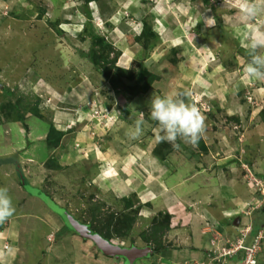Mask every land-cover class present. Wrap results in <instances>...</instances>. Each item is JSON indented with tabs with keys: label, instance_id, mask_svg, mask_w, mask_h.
I'll return each instance as SVG.
<instances>
[{
	"label": "crops",
	"instance_id": "1",
	"mask_svg": "<svg viewBox=\"0 0 264 264\" xmlns=\"http://www.w3.org/2000/svg\"><path fill=\"white\" fill-rule=\"evenodd\" d=\"M64 3L65 1H62L63 14L76 12L78 8L75 6L76 4L73 3L72 6L76 7L73 10L72 6H64ZM218 4L217 9L223 12L221 18L216 15L214 8L205 7L202 0H130L124 7L127 15L115 11L105 13L102 10L99 13V7L104 8V6H99L100 4L97 6L95 1L90 2L86 8L92 18L94 33H98L97 35L103 37L114 49L120 51L116 60V67L136 72L137 64H141L157 77L146 93L138 94L130 100L124 99L123 102L126 104L127 111H118L117 116L119 115L120 119L118 120L120 121L117 118L115 119L116 114L113 115L111 120L114 122V124L112 122V125L115 127L112 126L109 130H112V132L116 130L117 135H121L123 132L128 133L134 121L142 116L144 121L149 122L152 126L146 132L150 136L144 135L145 138L147 137L146 140L150 139L149 147L143 146V149H145L144 151L147 148L153 149L156 145L152 144L156 124L150 119L148 102L151 96L168 93V90L160 91V87L190 92L188 102L195 104L206 118V128L200 143H198L199 146L183 147L182 141L178 140L177 143L181 148L171 151V155L164 161L158 160L151 152L149 159L156 158L160 168H166L162 178H166L167 183L163 182L161 185L162 181L158 182L155 178L147 180V191L144 189V195L147 196H144V200L141 198L142 202L150 201L151 199L145 198L148 197L146 193L158 192L164 207L171 214L173 223L171 228L181 226L183 229H188L190 239L187 244L186 241L183 243L185 247L167 249L159 256L151 258L148 255L141 258L144 260H141L139 264H195L208 262V254L212 248L210 240L214 235L213 232H210V228L215 222L219 223V231L223 235H228V233L238 235V226L222 225L221 217L229 218V215L225 216V214H229L227 212H231L233 222L239 220L240 227L245 223V220L250 219L252 226L251 233L246 240L247 243H249L255 232L261 231L264 233L263 215L262 218L256 216L257 218L252 219L251 216H243L241 213L243 210L241 204L252 197V191L249 190L247 183V170L255 173V177L259 179L264 175V148H262L264 147V121L260 115V112L264 111V81H257L258 83L256 82L254 87L250 86L248 93L251 101L248 100L249 96L244 93V87H240V82L242 80L244 82L249 78L246 74L245 77L241 78L235 70L236 68L240 69V67L243 70L244 62L240 63V61L241 59L244 61L246 57L244 55L245 39L242 28L247 26L240 22L237 13L230 16L225 14L227 11L231 12L233 10L228 8V3L219 2ZM46 10L54 9L48 7ZM83 11L77 10L84 18L83 23L81 21L78 23V25H81L78 31L86 21ZM147 15L152 17L151 32L153 36L150 37L147 47H144V39L139 40V37L143 29V19ZM75 18L79 19V16H75ZM97 20L102 22L101 33L97 31L99 27L96 26V28L94 25ZM215 22L217 23L215 24ZM70 23L72 22L70 20L66 21V18L64 21L56 22L55 28L60 31L58 34L61 37H68L66 36L68 27L65 26H71ZM219 25L229 31L230 39H222L220 29H218ZM82 32L83 29L77 34ZM145 41L147 42L146 39ZM49 44L50 49H52V42H49ZM227 44L236 48V52L232 53V59L230 58L236 64L234 67H231L233 64L228 67V63L222 62L221 58L215 60L218 56L219 47H226ZM32 47L33 51L39 49L34 43ZM173 49L176 52H172ZM85 51L87 50H84L81 54H79V51L72 52L71 47L65 44L64 47L55 50V53L52 54V56L54 55L59 59L57 65L59 67L57 71L59 77L40 81L37 93L45 98L37 106L38 114L35 117L33 115L25 119V123L29 127L28 139L24 138L18 120L9 117V121H3L5 120L4 114L0 117V181L2 178H8L7 187L13 195L14 205L19 209L21 208L23 212L20 214L15 213L9 218L8 222H4L3 226L0 227V264H19L22 261V256L19 257L17 251L20 248L19 240L20 236L24 234V228L29 229L26 231L27 233L36 232L37 229L33 230L32 228H37L35 225L40 223L42 227L39 229H49L47 224L43 225L39 222L43 221V217L46 220L51 218L46 206H44L47 205L46 202L39 196L40 193H36V196L27 193L28 191L25 189L27 186L36 187L38 192H42L39 188L41 174L55 172L53 174L57 175L59 169H56V163L60 167L75 164L82 160L81 156H84L82 153H86L88 159H95L103 174H106L105 171H111L113 176H118L120 173L117 172L122 171L124 168L123 166H108L111 165L112 161H118L115 160L118 153L114 152L115 154H113L110 147L109 149L105 147L106 151L102 150L101 153L96 152L94 141L92 142L88 137H80L81 128L88 119L86 117L89 108L84 109L85 104L81 107V115H87L83 118L79 116L78 105L81 101L92 99L90 96L93 94L89 90L92 88H89V85H91L90 81L93 80V74L99 77V79L95 78L93 80V84L100 82L101 87L112 93L110 97L108 96V100H113V92L109 87V83L106 80H101L102 76L85 56ZM220 56L222 57V54ZM4 64L7 65L5 61ZM4 69L6 68L4 67ZM74 75L77 76L75 78L77 82L75 83L72 81ZM89 76H91V80H89ZM35 84L37 82L32 83V85ZM0 87H2L1 84ZM77 88H80V90L75 92ZM16 89L18 93L16 92L15 98L18 97L19 92H23L19 88ZM25 89L29 91L27 86ZM8 94L9 100L13 102L15 98L12 99L10 92ZM118 98L119 103H121L120 98L122 97L118 96ZM92 101L94 100L92 99ZM26 103L30 107L32 106L30 101H26ZM200 104L208 105L209 110L202 111L199 107ZM74 106H76V109ZM108 107L112 111L115 110L113 106ZM96 110L101 109L96 108ZM219 117L224 120L228 118L230 125L222 128L218 127ZM34 118H37L43 124H40ZM45 118H47V121ZM50 125L56 131L63 133L57 146L50 147L45 141ZM151 128L153 129L151 130ZM13 129L15 130L13 131ZM73 133L76 137L62 144L66 135ZM17 134V138L12 140V137L15 138ZM234 134L237 140L231 136ZM144 136L135 142L140 143ZM102 137H107V135L104 134ZM126 139L128 138L126 137ZM223 143H225V146H223ZM133 148L134 145L130 148L131 151H123L119 155H123L122 158L131 162L135 159V156L132 155L135 153ZM108 150H111L109 155L103 156L102 153H106ZM87 155L85 156L87 157ZM51 157L53 161L46 164L47 159ZM5 167H7L6 170ZM174 168L176 170H173ZM257 171L261 174H257ZM122 173L123 176L119 177H121L122 182L126 183L125 188L134 192L142 190L140 186H134L131 181L128 183L130 178L127 177L126 171ZM97 176L105 177L102 174ZM151 184L152 187H150ZM182 185L185 186V189L181 188ZM225 203H230L233 208L229 209L221 206ZM241 216H243V222ZM24 218L31 220V222L27 223L29 220L24 222ZM254 220L260 224L258 228L254 227ZM25 224H29V227H25ZM34 232L31 234L37 235L38 231ZM49 236L46 234V240ZM138 247L143 248V246ZM40 258L42 256L37 260ZM113 258L117 259L116 262L113 261V264H118L120 261H122L121 264L125 263L123 257ZM37 260L30 263L26 260L21 264H37ZM135 262L134 264H136ZM98 263L110 264L108 260L103 259Z\"/></svg>",
	"mask_w": 264,
	"mask_h": 264
},
{
	"label": "rangeland",
	"instance_id": "2",
	"mask_svg": "<svg viewBox=\"0 0 264 264\" xmlns=\"http://www.w3.org/2000/svg\"><path fill=\"white\" fill-rule=\"evenodd\" d=\"M62 1H65L64 6L71 7L74 3L76 4L75 6L78 7L77 10L79 11L83 10L84 3L81 2L80 0L78 1L0 0V84L2 85V87H0V99H1L0 117L2 116V114H4L3 116L5 120L3 121H9V117H11L8 111H11L12 109L7 104L9 101L8 99L9 94L7 93L9 92L11 93L12 99L15 98L16 92L18 93L16 88L23 90V92L22 93L19 92L18 97L14 99V101H16L17 99L18 101L20 100L19 104L21 105L23 104L24 106H26L25 105L26 101H30L32 106L34 104H37L38 106L41 100L45 98L44 96H39L37 93V91L39 90L38 87L40 85V81L59 77V75L57 74V71L59 69V67H57L59 63V59H57V57L54 55L52 56V54L55 53V50L57 51L59 48L64 47L65 44L71 47L72 52L79 51V54L84 52V50L88 51L90 49V38H86L88 37L86 33L82 32L80 34H77L80 28V24L78 25V23L80 21L81 23H83L84 21L82 14L80 15V13H78L77 10L76 12L72 11V14H67V13L63 14L62 12L63 9H61ZM129 1L130 0H99L98 2L96 1V4L97 6L98 4H100L99 6L101 5L104 6V8L99 7L100 8L99 13L102 10L105 13H109V12L113 13L115 11L127 15L126 14L127 12L124 11L125 10L124 7L125 4L127 5V3H129ZM219 2L220 3L226 2L228 3L229 6L228 8L233 9L231 10V12L227 11V13H225L227 16L236 13L233 7L235 4V0H208V1L202 0V4H204L205 7L210 9L214 8L216 15L219 18H221V14L223 12L217 9ZM34 6L36 7L38 6L39 8L45 7L46 9H48V7H51L54 10H50V11L45 10L47 12H45L43 16L39 17L38 10ZM76 7H73V10H75ZM75 16H79V19H76ZM65 18L66 21L70 20L72 22L70 23L71 26L68 25L65 26L68 27L67 29L68 33L66 32L67 34L66 36H68L67 38L65 36H64L65 38L61 37L55 29L56 22L64 21ZM230 18L232 19V17ZM237 18L240 19L238 16ZM98 21L99 20H97V22ZM97 22H95L94 24L95 27L98 24ZM99 23L100 24L98 26L99 28L97 29V31L101 33L102 22L99 21ZM216 23L217 22H215V24ZM73 27L74 29H72ZM83 30H84V26H83ZM219 32L220 35L223 37L222 38L223 40L230 39L229 31H226L225 29L222 28ZM33 39L35 40L33 41ZM14 41H16L15 44ZM49 42H52L53 44L52 49H50L49 47L50 46ZM33 43L39 47L38 50H35V56L32 50ZM84 43H86L87 45ZM217 50L216 52H218ZM87 51H85V53ZM234 51L236 52V48L232 47L231 45L230 46L228 45L226 47L224 46L219 47L218 56H216L215 60H219L217 58H221L222 62L224 61L225 63H228V67H230V65L232 64L233 66L231 67H234L236 64H234V62H232L231 60L233 56L232 53ZM221 54L222 57L220 56ZM4 61L6 62L7 65L4 64ZM241 62L245 63V60L243 61V59H241L240 63ZM4 67L6 69H4ZM235 70H237L236 74L240 75L241 78L245 77V74L241 67L240 69L236 68ZM238 72L240 73L238 74ZM76 77H77L76 75L72 76L73 83L77 82V79H75ZM92 77L93 80L95 78L99 79V77H96L94 74L92 75ZM89 80H91V76H89ZM93 80L90 81L91 85H89V88L92 89L94 88V89L93 90L89 89V90H91L90 92L93 94L90 97L94 101H92V99H90L89 96H87V98L89 99L84 98L87 100L81 101L78 105L79 116L84 118L85 116L88 115L86 117L88 119H86L87 121H85V125L81 128L80 137H88L92 142L94 141L95 144L94 149L96 150V152L101 153L102 150L106 151L105 147H107L108 149L110 147V149H112L113 151V154L118 153L117 158L115 160H118L119 162L112 161L111 165L108 166L109 167L123 166L124 168L122 171L117 172L120 173V175L118 176H113L111 171H105L106 174L105 173L103 174L98 167L97 161L93 158L88 159L89 158L88 155L86 153H82L84 154V156H81L82 160L76 162L75 164L73 163L72 165L61 166L59 168L57 175L53 174L55 172H47L45 174H41L42 176L40 179L39 188L45 194H48L49 197L52 198L50 199L58 207L66 210L74 218H79L80 220L86 221L87 223L95 224L98 222L99 224L101 223V220L104 219L107 215L108 216L111 214L116 215L123 211V203H122L123 198L132 197L131 194H134L136 197L135 198L132 197L134 198L133 200L136 202V200L138 199L141 203L142 202L141 200L142 199L144 200V196H147L144 195V189L146 190L148 188V184L146 183L147 180H152L153 178H155L158 182L162 181L161 185L163 184V182L165 184L167 182H166V178L164 179L162 178L163 174L166 172V168L165 169L160 168V164L158 163V160L156 158L153 159L152 157L153 161L151 158L149 159V157L151 156L150 155L151 152H153L154 149L157 150L159 149L160 142L156 140V135H157L156 128H154L155 136L154 139L152 140L153 141L152 144L153 145L156 144V145L153 149L147 148L146 151H144L145 149H143V146L149 147L148 144L150 142V139L146 140L147 137L145 138L144 135L150 136L148 135V133H146L149 127L151 126L149 122H145L143 126L144 132L142 136L144 137L140 140V143L135 142L136 140L129 139L127 132H123L121 133V135H117L116 130L113 129L114 130L113 132L112 130H109L110 127L112 126L113 128L115 127L114 125H112L113 121L111 120L113 118V115L116 114L115 119L116 118L117 120L120 119V117H118L119 115L117 116V113L119 114L118 111L120 110V107L125 103L124 102L123 104L119 103V98L117 95L114 94L113 90H112L113 100L111 101L108 100V96L110 97V94L112 93H110L109 90L107 91V89H105L104 87H101L102 85L100 82H98L97 84H93ZM101 80H104V78H102ZM34 82L35 83L37 82V84L32 85V83ZM130 82L133 81H128L127 83L130 84ZM256 82L257 81L249 80V79H247L244 82L242 80V82H240V87L242 88L244 87L243 89L244 93H246L249 96L250 94L248 92L250 90V86L254 87ZM47 85L50 84L47 83ZM26 86L29 88V91L28 89H25ZM109 87L111 86L109 85ZM78 90H80V88H77L75 92H77ZM166 90H168L167 91L168 93L175 92V90H169L168 88L160 87V91H166ZM95 94L99 96H96ZM94 95L95 97H93ZM248 100L251 101L250 96L248 97ZM84 104L86 105L84 109L89 108V110L87 111V115L85 116L84 114L81 115V107ZM108 106H113L115 112L112 111V109ZM31 107L30 105H28L27 108H31ZM74 107L76 109V106ZM19 108H20L19 114L22 115L23 118L25 119L28 116L34 115L35 117L36 115L30 109L27 110L22 109L23 108L22 106H20ZM96 108L97 109L100 108L101 110H98L99 111L98 112ZM14 116L17 115L14 114ZM219 118H220L219 121H217L218 127L222 128L223 126L230 125L228 122V118L227 120H224L222 117ZM34 119L38 121L40 124H43L37 118ZM45 120L47 121V118H45ZM21 129L24 138L28 139V135H26V132L23 129V127H21ZM152 129L153 128H151V130ZM14 130L15 129H13V131ZM104 134L107 135V137H102V135ZM17 136L18 134L15 136V138L12 137V140L13 139L15 140ZM231 136H233L234 139L237 140L235 134ZM75 137L76 136L74 135V133L66 135V137L63 139L62 144H64V142H67L71 138L73 139ZM126 137L128 139H126ZM182 144L183 147L190 146L185 144L184 142H182ZM223 144H224L223 146H225V143ZM133 145H134L133 151L136 154L135 153L132 154V152L130 153L133 156H135V159L132 160L131 162L130 161L128 162V160L126 161L125 158H122L123 155L121 156L119 154H121L123 151H127V150L131 151L130 148H132ZM110 151L108 150L106 153H102V155L106 157L107 154L109 155ZM85 155H87V157ZM52 161H53L52 157L48 158L46 164H49ZM6 169L7 167H5V170ZM173 170H176V168H174ZM124 171L127 172V177L130 178V180H128V183L131 181V183L134 184V186L136 185L138 187L140 186V188H142L140 192H134L131 191V189L125 188L126 183L122 182L121 177H119V176H123L122 172ZM98 174L105 175V177L97 176ZM254 174L255 173H253V175ZM257 174H261V172L257 171ZM260 178L261 180L263 178L262 185L264 187V175L263 177ZM7 179L8 178L6 177L2 178V180L0 181V187H6L9 190V188L7 187V183H8ZM150 187H152V184ZM181 188L185 189V186L182 185ZM25 189L28 191L26 192L29 194L36 195V193H40L36 190V187L31 188L27 186ZM249 190L252 191L253 189L249 186ZM146 194H148V197L145 198L151 200L142 202L143 204L141 203V207H139L138 213L136 215L137 218L135 220V223L131 226V228L128 229L125 235L122 236L113 235L111 237L112 240L111 242L124 247H131V246L148 247V245H145V242L142 240V233L150 227L152 223V218L155 215H157L158 212L165 211L170 215L169 227L170 229H172L169 233L165 235L164 237L165 241H170L167 239V237L170 236V239L172 240L170 242L174 244H183L185 241L187 244L188 240L190 239V235L188 236V234H190V231H188V229H183L181 226L179 228H176V226L171 228L173 224L171 220V214L169 213V210L164 207L161 199L158 196L159 193L147 192ZM9 195L11 196L14 205L15 201L12 193L9 192ZM255 196L256 198H260L259 190L257 193H255ZM39 200L43 202L41 199ZM261 204L262 205L258 207L259 208L258 210V208L257 209L245 208V202H243L241 204V209L245 208L244 213H242L243 216H245L244 214L246 213L248 214L246 216L248 217L251 216L252 219L255 218L256 216L262 218L264 216V209L262 210L261 208L264 207V201ZM44 206H46L47 211L49 212L51 218H49V220H46L43 217L42 219L43 221H39V222H41V224L43 225L47 224L49 226V229L48 230L44 228H42V230L39 229L40 227H42L40 226V223L35 225V227L37 228H32L31 225V228L33 230L37 229L38 231V232L36 231L37 235L36 234L33 235L31 233L34 231H32L31 233H27L26 231L29 229L24 228V234L20 236V240H19L20 248L17 251L19 257L22 256V261L19 264H21L26 260L29 263L34 262L40 256H42V258L37 260L38 261L37 264H97V262H100L101 259L108 260L110 264H113V261L117 260L113 258V256H108L104 254L92 239L84 238L80 234L71 230L65 224V222L62 223L63 221L58 214L50 210V208L47 205ZM221 206H224L229 209L233 208V206L230 203H225L224 205ZM14 207H15V213H19V214L23 213L21 208L20 209L17 208L16 205H14ZM227 213L229 214H225V216L229 215L228 216L229 218L227 217L228 219L221 217L222 225L225 226L229 224L233 227H236L235 223L232 220L233 216L231 215V212H227ZM237 214L239 215V212ZM243 216H241L242 222H243ZM94 218L95 220H93ZM28 220L29 219L24 218V222H27ZM5 222H8V220ZM30 222L31 220H29L27 223ZM250 222H251L250 219H247L245 220V223L243 225H246L247 223L251 224ZM3 224L4 223H0V227H2ZM86 225L88 226V224ZM24 226L29 227V224H25ZM210 232H213L214 235L218 237L219 236L229 237V239L232 241L235 240L236 237H238L230 233H228V235L227 234L223 235V233L221 232L215 233L214 230H212V228H210ZM46 234L50 235L49 238L47 239L48 241L46 240L45 237ZM262 235L263 237L261 240L264 242V233H262ZM210 244H211V240H210ZM212 246L215 247V245ZM42 251L44 252L42 253ZM148 257L151 258L153 256H151L150 254ZM141 260L144 259L141 258L136 259L135 263L139 264ZM121 263L122 261H120L118 264ZM256 263L264 264V243L261 246V252L258 255V259L256 260ZM225 264H236V261L234 258H232L230 261L225 262Z\"/></svg>",
	"mask_w": 264,
	"mask_h": 264
},
{
	"label": "trees",
	"instance_id": "3",
	"mask_svg": "<svg viewBox=\"0 0 264 264\" xmlns=\"http://www.w3.org/2000/svg\"><path fill=\"white\" fill-rule=\"evenodd\" d=\"M84 3L83 6V12L84 16L86 18L84 26L83 33L85 32L86 35L90 38V49L86 52V57L90 60L93 67L100 73L102 78L106 80L109 85L111 86V89L113 90L114 94L117 96H122L126 100H130L141 93H146L152 83L157 78L155 75H153L151 72H149L143 65L137 64L138 70L136 72L127 71L121 68L116 67V60L120 54L119 50H116L113 48L111 44H109L103 37H100L99 35L95 34L93 31V26L91 22L90 14H88L87 4H89L92 1H99V0H80ZM208 1V0H205ZM38 10V16H43L46 8L38 6H34ZM151 22L152 17L150 15H147L143 19V29L141 36L139 37V40L141 38L144 39V47H147V43L150 40V37L153 36V33L151 32ZM220 22V21H219ZM218 22V24H219ZM221 25V24H220ZM218 26V29H222L221 26ZM56 29V28H55ZM57 33H60L59 30H57ZM147 40V42L145 41ZM35 55V50L33 51ZM172 52H176V50H172ZM128 81H133L128 84ZM8 94V93H7ZM9 99V98H8ZM20 100L18 99L14 102L11 100L8 101V106L12 109L11 111H8L9 115L12 119H16L19 122V125L23 127V129L26 132V135H28L29 127L25 123V118H23L22 115L19 114L20 106H22V109H30L34 112V114H38L37 104L33 105L31 108L28 107V103H25L26 106L23 104H19ZM120 110L125 111L126 110V104H123L120 107ZM127 111V110H126ZM125 111V112H126ZM16 114L17 116H14ZM19 114V116H18ZM260 115L263 117L264 121V111L262 110L260 112ZM18 117V118H17ZM63 133L56 131L52 125L48 127V131L45 137V141L48 144V146H57L59 144V141L62 137ZM200 143V141H199ZM202 147V145H201ZM175 148L172 147L171 144L167 142H160L159 143V149H154L153 154L155 157L158 158L160 161H164L167 157L171 155V151H174ZM248 164L249 161L247 160ZM56 169H59L60 166L55 165ZM40 194H43L44 196L49 197L48 194H45L43 191H40ZM132 197H136L134 194H131ZM128 197L123 198V211L116 215H107L104 219L101 220V223L98 224H92L87 223L86 221L80 220L79 218H76L80 223L88 224L89 229L92 231L93 234H98L104 239L108 241H112L111 237L113 235L116 236H122L125 235L129 228L135 223L136 215L138 213L139 207H141L140 201L137 199L136 202L133 200L134 198ZM52 199V198H51ZM143 204V203H142ZM262 210L264 207L261 208ZM95 220V218L93 219ZM258 221L254 220V227L258 228ZM170 215L165 212L161 211L158 212L157 215H155L152 218V223L150 227L145 230L142 233V240L145 242V245H148L150 248L149 255L151 256H159L163 251L167 249H175V248H182L185 247L184 244H174L170 241V236L167 237L170 241H165L164 237L167 233H169L172 229H170ZM182 232V230H181ZM189 236V234H188ZM190 247V246H189ZM212 248L209 251V254L211 253ZM261 249L256 254V259H258V255L260 254ZM208 254V255H209ZM235 261L239 259L237 256L234 258ZM220 260H215L214 264H223Z\"/></svg>",
	"mask_w": 264,
	"mask_h": 264
},
{
	"label": "clouds",
	"instance_id": "4",
	"mask_svg": "<svg viewBox=\"0 0 264 264\" xmlns=\"http://www.w3.org/2000/svg\"><path fill=\"white\" fill-rule=\"evenodd\" d=\"M233 7L241 23L247 25L246 28H242V34L245 39L244 55L246 57L243 72L249 80L264 81V0H235ZM99 21L97 26L100 24ZM82 29L83 27L79 32ZM189 100L190 92L187 90L151 96L148 102L149 116L156 124V140L158 142H167L175 149L180 147L177 143L178 140L192 147L198 145L205 132L206 118L195 104L188 102ZM144 124L145 121L142 116L137 118L127 133L129 139L138 140L143 135ZM251 193L252 197L256 198L253 190ZM241 213H243V210ZM14 214L15 207L9 195V190L6 187H0V223L9 220ZM217 224L218 232H220V225L219 223ZM235 225L239 228L244 226L240 227L239 223ZM250 225L252 226V224ZM257 233L255 232L253 237ZM219 238L223 240L218 241L217 245H223L226 238L229 239V237L225 236H219Z\"/></svg>",
	"mask_w": 264,
	"mask_h": 264
},
{
	"label": "built area",
	"instance_id": "5",
	"mask_svg": "<svg viewBox=\"0 0 264 264\" xmlns=\"http://www.w3.org/2000/svg\"><path fill=\"white\" fill-rule=\"evenodd\" d=\"M199 107L202 111L209 110L208 105L200 104ZM248 182L249 186L253 189V193L256 191H260V198H255L254 196L245 202V208H258L261 203H263L264 198V187L262 185V180L256 178L252 172L247 170ZM243 208V213L244 209ZM245 215H248L245 213ZM214 232H218V224L216 223L214 226L211 227ZM251 225L247 223L244 227L239 228L238 237L235 240L227 239L225 240V244L217 245V242L223 240L218 236L214 235L211 239V244L215 245V247L211 250L209 254L208 262H198L195 264H214L215 260H220L221 263L225 264V262L230 261L232 258H236L237 256L239 259L237 260L236 264H256V254L261 249L262 245V232L258 231V233L253 237L250 243H246V239L250 234ZM217 241V242H216Z\"/></svg>",
	"mask_w": 264,
	"mask_h": 264
},
{
	"label": "water",
	"instance_id": "6",
	"mask_svg": "<svg viewBox=\"0 0 264 264\" xmlns=\"http://www.w3.org/2000/svg\"><path fill=\"white\" fill-rule=\"evenodd\" d=\"M123 101L124 99L120 98V102L122 103ZM39 196L46 202L53 212L62 218V220L71 230L80 234L84 238L92 239L104 254L113 257H123L125 259V264H134L136 259L148 256V252L150 250L149 247H124L114 244L113 242L104 239L98 234H93L86 224L80 223L66 210L58 207L50 198L44 196L43 194H39ZM237 223L238 219L237 222L235 221V224Z\"/></svg>",
	"mask_w": 264,
	"mask_h": 264
}]
</instances>
